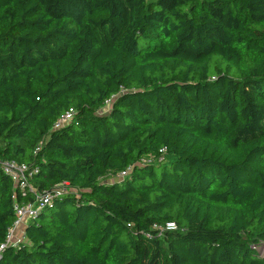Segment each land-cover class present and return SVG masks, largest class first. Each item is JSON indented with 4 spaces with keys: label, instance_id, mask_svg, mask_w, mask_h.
I'll use <instances>...</instances> for the list:
<instances>
[{
    "label": "trees",
    "instance_id": "obj_1",
    "mask_svg": "<svg viewBox=\"0 0 264 264\" xmlns=\"http://www.w3.org/2000/svg\"><path fill=\"white\" fill-rule=\"evenodd\" d=\"M4 159L0 264H264V0H0Z\"/></svg>",
    "mask_w": 264,
    "mask_h": 264
},
{
    "label": "built area",
    "instance_id": "obj_2",
    "mask_svg": "<svg viewBox=\"0 0 264 264\" xmlns=\"http://www.w3.org/2000/svg\"><path fill=\"white\" fill-rule=\"evenodd\" d=\"M72 114V108H68L61 114L53 123L54 127L62 125L67 121ZM1 170L9 175L13 182L19 188H24L27 185V179L31 174V169L28 164L14 159H4L0 161ZM120 174H124L121 170ZM69 188L67 181H60L45 190H36L33 194L32 200L22 204L14 203L15 217L12 223L8 226L4 241L0 243V249L6 245H17L23 239V225L24 223L34 216L36 212L43 206V204L51 201L55 196L61 195ZM20 226V227H19ZM152 228L160 235L165 230H172L176 228V224L172 220H167L164 223H154Z\"/></svg>",
    "mask_w": 264,
    "mask_h": 264
},
{
    "label": "rangeland",
    "instance_id": "obj_3",
    "mask_svg": "<svg viewBox=\"0 0 264 264\" xmlns=\"http://www.w3.org/2000/svg\"><path fill=\"white\" fill-rule=\"evenodd\" d=\"M256 249L262 255L264 253V242H259L256 244Z\"/></svg>",
    "mask_w": 264,
    "mask_h": 264
},
{
    "label": "water",
    "instance_id": "obj_4",
    "mask_svg": "<svg viewBox=\"0 0 264 264\" xmlns=\"http://www.w3.org/2000/svg\"><path fill=\"white\" fill-rule=\"evenodd\" d=\"M262 256L264 257V253L262 254Z\"/></svg>",
    "mask_w": 264,
    "mask_h": 264
}]
</instances>
